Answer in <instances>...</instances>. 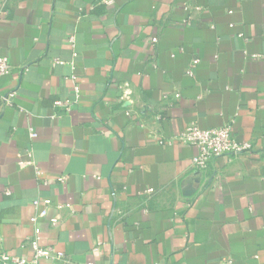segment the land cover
Returning <instances> with one entry per match:
<instances>
[{
	"label": "crops",
	"instance_id": "1",
	"mask_svg": "<svg viewBox=\"0 0 264 264\" xmlns=\"http://www.w3.org/2000/svg\"><path fill=\"white\" fill-rule=\"evenodd\" d=\"M103 1L0 0V247L46 208L45 264H264V0ZM227 123L250 155L194 170Z\"/></svg>",
	"mask_w": 264,
	"mask_h": 264
},
{
	"label": "built area",
	"instance_id": "2",
	"mask_svg": "<svg viewBox=\"0 0 264 264\" xmlns=\"http://www.w3.org/2000/svg\"><path fill=\"white\" fill-rule=\"evenodd\" d=\"M103 2L107 3L108 1L104 0ZM242 37V34L239 35ZM70 43H73V38H70ZM155 41V40H154ZM55 63H60L58 60H55ZM199 63L198 60H193L189 66L186 74L189 77H193V70L195 66ZM10 65L6 57H0V80L9 75ZM74 91L78 93V89L75 88ZM16 91L11 90L5 95L0 96V106H9L11 100L15 97ZM176 98H179V95H175ZM129 97L123 96L121 102V108L127 109L130 106L128 101ZM60 103H56L58 106ZM29 136L31 139L36 137V134L29 130ZM182 145L194 147L197 150L196 156L192 160V165L194 170L203 171L206 170L208 165L211 164L216 159H223L227 162H230L234 159H237L242 156H249L253 148L249 142H240L232 134V124L227 123L219 128L213 129H200L198 126H189L184 132L174 140ZM173 141L160 142V144H172ZM27 157L30 159V152L27 154ZM36 174H39L36 172ZM58 181L63 182L64 178H59ZM51 205L50 203L46 204ZM34 208L38 210L39 202L38 200L33 202ZM56 207H64L70 209V204H59ZM46 215V208L41 211H37L35 217L30 221L34 227L33 235L28 239V245L31 249L32 256L31 258L11 256L7 254L0 247V264H45L46 261L49 262H58L64 261V254L58 251H55L50 247H42L39 243V228L37 227V222L40 218ZM50 225L56 226L58 224V219L53 217L49 220ZM96 251V249H95Z\"/></svg>",
	"mask_w": 264,
	"mask_h": 264
}]
</instances>
